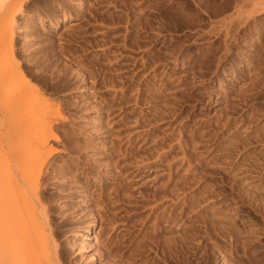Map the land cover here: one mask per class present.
I'll return each instance as SVG.
<instances>
[{
  "label": "rangeland",
  "instance_id": "obj_1",
  "mask_svg": "<svg viewBox=\"0 0 264 264\" xmlns=\"http://www.w3.org/2000/svg\"><path fill=\"white\" fill-rule=\"evenodd\" d=\"M162 107L170 113L155 117ZM48 121L58 156L39 198L17 191L11 214L24 224L7 232L0 221V264H264V0L9 2L0 9L4 179L44 148ZM150 130L176 151L186 142L197 166L183 214L180 190L164 203L179 222L161 221L157 235L149 205L114 194L111 178L120 161L137 197L161 189L156 158L123 154L130 137L150 142Z\"/></svg>",
  "mask_w": 264,
  "mask_h": 264
},
{
  "label": "bare ground",
  "instance_id": "obj_2",
  "mask_svg": "<svg viewBox=\"0 0 264 264\" xmlns=\"http://www.w3.org/2000/svg\"><path fill=\"white\" fill-rule=\"evenodd\" d=\"M13 0H0V9L5 7L9 2ZM23 1V0H22ZM21 9V7H19ZM71 17V15H69ZM54 27L61 26V22H53ZM227 27V24H225ZM11 31V28L9 29ZM139 42L138 35L133 36L131 39V46L137 47ZM115 64L119 65L120 62L116 61ZM17 71V68H11L8 70V75H14ZM13 85L8 84L4 89L8 95V102L14 103L18 99L17 97L11 95L13 90ZM182 92V91H180ZM166 94V93H165ZM153 96L155 99L157 98ZM184 100L190 99L189 96H182ZM170 113L166 107L160 108L156 113L155 117L162 118ZM154 131V130H153ZM149 134L152 135L150 142L139 143V141L132 140L130 137L128 139V145L124 148L123 154L126 155V158L133 157L138 160V158H156L152 161L153 164H162L164 170H166V175L161 189L153 191L150 193L141 194V197H137L136 193L130 192L124 186V176L125 172L129 170L130 166L128 164H121L118 162L119 169L116 170L111 178L115 180L113 193L116 195H121L127 199H131V196L135 198H140L146 205H149V213L153 216V228L154 233L157 235L160 233L159 229L161 228V221L168 222H179L180 219H176V215L173 213V208L164 207L165 200L173 199L170 195L175 196V194L180 195L177 191H181V213L183 214L184 210V191L187 184L189 171L197 169L196 165H193L190 157L187 153L186 142L179 138V149L178 151L174 150L175 145L173 144V139L164 136L162 138H156L157 134L149 131ZM60 136L52 128V122L48 121L45 123V129L40 137V146L38 148L44 147L42 150H37L30 154L28 159L23 164H18L16 166L15 175H7L4 179L2 173L0 172V221L3 224H6L7 232L14 226L19 227L24 224L25 214L17 213L11 214V207L18 200V192H21L24 199L28 197L39 198L40 193V181L44 177V170L47 164L55 157L58 156L59 149L49 144L50 139L59 140ZM149 143V144H147ZM199 140H192L193 147H197ZM147 144V146H145ZM37 148V149H38ZM203 160H199V164ZM124 176V178H123ZM23 184H26V189L23 188ZM127 193V194H126ZM129 193V194H128ZM96 202H99L96 200ZM109 204H105V208ZM35 208V205H32V209ZM162 208V209H161ZM161 209V211H159ZM43 210V209H42ZM167 227H162L161 231H165ZM7 236V234H6ZM89 239H94L95 235L90 233L87 236ZM170 237L166 238L168 240ZM169 241V240H168ZM175 242V241H174ZM169 245L172 247L171 243ZM3 258V257H2ZM6 259V258H5Z\"/></svg>",
  "mask_w": 264,
  "mask_h": 264
}]
</instances>
